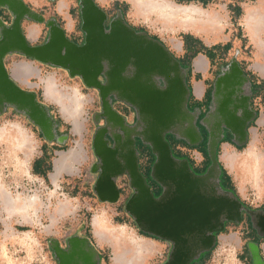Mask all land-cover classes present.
Returning <instances> with one entry per match:
<instances>
[{
  "label": "water",
  "instance_id": "95a60500",
  "mask_svg": "<svg viewBox=\"0 0 264 264\" xmlns=\"http://www.w3.org/2000/svg\"><path fill=\"white\" fill-rule=\"evenodd\" d=\"M77 2L83 43L70 41L63 28L51 19L46 22L45 41L33 46L23 33L22 21L43 23L44 18L23 0H0V8L12 16L9 25L0 19V113L5 106L13 108L25 115L45 140L63 144L67 139L57 136V124L47 106L37 101L34 92L23 90L9 74L5 58L12 54L62 69L69 77L79 78L86 88L97 90L100 115L106 122L92 140L93 153L99 160V169L96 166L91 169L92 173L99 172L93 187L97 198L103 203L118 202L120 192L116 180L127 175L133 193L124 211L140 232L172 244L164 264H190L214 246L216 234L225 229V223H241L243 213L252 214L232 193H228L230 197H206L199 189L210 179L216 180L220 189L217 148L224 138V130L230 133L235 145L248 142V126L256 117L250 108L251 94H243V87L250 85L249 80L235 58L215 78L212 106L202 119L208 133L210 165L203 175H196L188 160L173 156L165 139L167 134H172L190 146H197L203 140L194 124L184 125L188 115L184 91L188 90L185 76H180L179 61L161 41L135 31L120 14L109 20L96 0ZM100 76L105 83L100 82ZM155 81H161L163 87H157ZM111 95L135 110L133 126L128 128L125 119L113 110ZM108 127L122 132L125 140L121 142L118 135H112L114 144L109 147L105 138L111 134ZM134 137L148 145L155 157L150 177L163 189L158 198L139 170ZM263 221L262 216L259 225L262 230ZM190 237L196 241L197 250L193 255L188 252ZM49 247L57 264H97L93 261L95 251L87 239L68 238L65 251L55 240L50 241ZM248 248L252 264H264L257 244H250Z\"/></svg>",
  "mask_w": 264,
  "mask_h": 264
},
{
  "label": "rangeland",
  "instance_id": "374dc122",
  "mask_svg": "<svg viewBox=\"0 0 264 264\" xmlns=\"http://www.w3.org/2000/svg\"><path fill=\"white\" fill-rule=\"evenodd\" d=\"M67 1L70 16L76 22L74 32H70L69 39H80L82 33L80 31L78 4L76 0ZM169 1L178 5L203 9L208 15L216 16V20H212L210 23L204 21L205 26H200L198 29L194 26V28L187 27V29L179 30L175 27L165 28L159 21L154 22L150 21V19L139 18L137 8L132 3V0H96V3L107 14L109 20L120 14L126 24L134 30H142L149 37L157 38L177 60L184 61L183 37L185 35H190L199 40L206 49L222 48L228 45V48L225 47L222 51H217V49L213 51L214 58L211 60V64L214 66L215 72L212 70V77L216 78L220 70L228 65L233 58H236V61L240 62L246 69L253 68L255 64L254 54L257 50L255 45L249 41L250 38L245 34L246 32L242 26V15L247 7H258L264 12V6L260 4L261 0ZM53 5L49 3L46 8L35 10L29 7L33 12L44 18L42 23L43 35L39 39L40 43L45 40L48 33V28L45 25L46 21L55 19L58 25L61 28L63 27V24L58 20ZM64 6L63 2L58 4L59 12L62 11ZM237 7L241 8L239 17H235ZM11 17L8 10L0 8V19L6 25H9ZM24 20L25 22H30L26 19ZM71 26L72 22L67 18L65 28L70 29ZM24 29L29 39H33L38 34L37 27L33 24H25ZM200 35L206 39L210 38L211 42H206ZM259 38L264 42V29L259 34ZM195 50L193 49V51ZM200 55H203L202 52L195 57ZM192 60L193 58L188 59L190 67L186 69L189 85L193 78L192 73L195 71L194 67L191 66ZM258 60L264 61V57H260ZM5 66L9 74L23 90L34 92L37 96V101L47 106L48 112L50 111L49 115L54 117L53 119L58 125L57 136H66L67 139L63 144L58 143L56 140L49 142L40 135L39 129L31 121L27 120L23 114L13 111L7 106L2 109L0 126H18L23 129L28 137L30 136L29 138L32 141L30 156L26 160L21 155L18 156V159H22V163H25L21 167L15 164L16 158L9 157L7 148L0 143L1 183L3 188L7 186L4 195L7 196L6 193L8 192L12 199L16 197L20 200L31 198L36 202V205L34 206V211L30 212L31 214L29 213L28 221L23 223L18 218L17 220L7 216L3 210V202L0 198V257L5 256L6 259L15 264H57L49 247L50 241L55 240L63 245L65 240L71 236L84 235L89 237L90 241L100 251L104 258V264H118L114 259L117 251L119 257H125L129 261L131 259V264H164L168 259L171 245L154 237L143 236L144 233L138 230L133 219L124 211L125 200L130 194L127 177L122 176L116 180L117 187L121 189L122 194L118 202L114 204L99 201L94 192L93 187L96 178L91 169L96 157L92 149V140L97 130H95L96 126L102 124L101 118H99L101 103L97 90L86 88L79 78L69 77L67 72L62 69L38 63L18 54L8 55L5 58ZM251 76L255 78V75L251 74ZM196 80H201L200 75L196 77ZM48 82L52 83L63 95H69L77 101V109L73 117L66 118L62 114L61 107L57 101L47 97L45 90ZM244 92L247 95L251 94L250 85H247L245 90L243 89ZM250 97V108L252 111L258 112V115L257 119L255 117V120L248 126L247 144L237 146L232 141H222L217 148V158L219 159V166L221 165L225 170L223 176L220 173L222 183L231 193L235 191L236 193L232 194L236 195L235 197L242 205L250 209L252 213H256V216L260 218V216L264 217V172L259 177L258 187L252 188L249 185L240 183L236 174L223 161L226 153L233 155L243 153L254 133L257 135V148L264 150V104L260 98L253 99L252 95ZM207 102L208 99L205 103H195L191 96V105H208L210 108L212 102L210 100L208 104ZM115 107L117 109L116 112L120 113L119 115L125 119V123L132 122L133 112L129 109L131 107L122 102L115 105ZM74 128L78 132H75ZM207 139L208 136L205 140L206 153L198 150V146L204 139L197 146H190L178 138H176L177 143H173L172 140L169 141L172 144L170 147L173 151V156L176 154L184 155V158L191 162V165H189L196 171L201 172L206 165L207 168L210 165ZM236 147H241L242 149L239 150ZM138 148L140 150L141 168L142 170L147 169L155 160V157L149 146L142 143L141 140ZM75 150L79 151L78 160L69 162L65 167L61 166V161L71 154L72 151L75 152ZM36 160L41 161L37 168L41 174L33 172L32 166ZM55 175L57 176L55 177ZM61 204L69 208V211L64 215L58 216L54 222H51V216ZM95 216L100 219L104 227H107L106 229L112 232V235H122V239H125L126 242L122 243L120 241L116 243L112 241L108 233H106V237L105 235L101 237V242H97L92 235L90 227V223ZM255 219L256 217L254 216L251 218L244 216L241 223H227L225 229L221 233L216 234L214 246L209 251L202 253L200 258L194 260L195 264H225L227 256H231L232 260H236L238 264H252L246 244H257V240H262L261 243H263L264 240V231H261L262 229L255 225ZM114 226L126 228L132 238L126 237L125 233L117 230L118 228H114ZM23 233L28 234V239L24 242L25 246H21L17 242ZM135 237L137 240L139 237L143 238L150 242L152 246L147 244L145 248L138 250ZM252 239L256 242H253ZM128 257L130 258L128 259ZM0 264H7V261L0 258Z\"/></svg>",
  "mask_w": 264,
  "mask_h": 264
},
{
  "label": "bare ground",
  "instance_id": "6f19581e",
  "mask_svg": "<svg viewBox=\"0 0 264 264\" xmlns=\"http://www.w3.org/2000/svg\"><path fill=\"white\" fill-rule=\"evenodd\" d=\"M132 3L137 8V12H138L137 15L139 16V18L144 20L150 19V21H154V22L159 21L162 24V26L165 28L175 27L179 30H184L187 29V27L194 28L195 26L196 29H198V27L200 28V26H205L204 21L210 23V21L216 20V16L208 15L207 12H205L203 9H199L194 6L178 5L169 0H132ZM242 26L247 36L250 38V41L256 47L257 52L255 56L257 57V59L260 57H264V42L259 38V34H261L262 29H264L263 10L258 7L245 8L244 14L242 15ZM45 91L47 97L51 99H55L57 101L65 117L71 118L74 116V113L77 109L76 100L72 99L69 95H63L62 92H59L58 89H56L55 86L49 82L47 83ZM29 137L23 131V129L18 126H13V125L0 126V143L4 144L5 147L7 148V154L9 157L16 158L15 164L17 166L21 167L23 164L21 161L22 159L21 160L18 159L19 155H21L26 160L30 156V153L32 152V143H31L32 141L30 140ZM255 140L256 138L253 137V141L243 153L234 154V155L226 153V156H224L223 159L225 163H227L228 161L229 164L227 163V165L230 166L229 169L233 171L234 174H236L238 181H240V183L244 185H249L252 188L258 187L259 177L261 173L264 172V152L256 147ZM78 155H79L78 150H75V152L72 151L71 154H69L61 161L60 165L65 167L66 165L69 164V162L71 163V161L74 160L77 161ZM56 176L57 175H55V177ZM1 182H2V177L0 174V198L2 199L3 202V210L6 212L7 216L16 219L18 218L19 220H22L23 223L25 221H28V218L30 217L29 213L34 211V206L36 205V202L31 198L20 200L16 197L12 199V197L9 196L8 192L6 193L7 196H5L4 192L7 186L3 188L2 187L3 184ZM68 211L69 208L65 207V205L62 204L59 205V207L55 210L53 216H51L50 218L51 222H54L58 216L64 215ZM91 223L93 230L92 233L95 239L97 240V242H101V237L104 235L106 237V233H108L112 241H115L116 243L120 241L122 243L126 242L125 239H122L123 238L122 235H118V234L112 235V232L109 229H106L107 227H104V224L101 223L100 219L97 216H95L94 219H92ZM116 227L117 226H114V228ZM114 228L112 229L114 230ZM117 230L125 233L126 237L132 238L131 234L128 231H126V228L119 227ZM26 239H28V234L23 233L22 237L20 238V240L18 239L17 242L21 246L22 245L25 246L24 242ZM147 242L148 241L139 237L136 243L138 247L137 249L142 250L143 248L146 247L147 244L152 246L150 242L148 243ZM117 252H115V258H114L116 263L131 264L132 262L131 259L130 262L129 260H126L125 257L124 258L122 256L119 257V254ZM0 258L5 259L7 261V264H15L9 261L8 259H6L5 256ZM129 258L130 257H128V259ZM225 264H238V263L236 262V260H232L231 256H227L225 260Z\"/></svg>",
  "mask_w": 264,
  "mask_h": 264
},
{
  "label": "flooded vegetation",
  "instance_id": "af4514ba",
  "mask_svg": "<svg viewBox=\"0 0 264 264\" xmlns=\"http://www.w3.org/2000/svg\"><path fill=\"white\" fill-rule=\"evenodd\" d=\"M11 21H12V17H11ZM11 21H9V23L8 24H10L11 23ZM47 22V21H46ZM46 22H45V25H46ZM47 37V36H46ZM46 39V38H45ZM69 39V38H68ZM83 39H84V36H83V34H82V36H80V39H74V40H72V39H69L70 41H72V42H74V43H76V44H78V45H80V44H82L83 43ZM45 41V40H44ZM43 41V42H44ZM42 42V43H43ZM41 43V44H42ZM180 63V62H179ZM180 66H181V73H180V76H181V78L182 77H184L185 76V84H186V87H187V90L188 91H184L185 93H184V99H187V101H186V108H187V110H188V115L186 116V118H185V126H187V125H190V124H194L195 126H196V128H197V130H198V132L202 135V137H203V139H205L207 136H208V133H207V129H206V127L202 124V119L205 117V115H206V113L209 111L208 109H209V107H208V105H191L192 103H191V88H190V85H189V82L187 81V73L185 74V70L187 69L186 67H184L182 64H180ZM99 80H100V82L101 83H105V79H104V77L103 76H100L99 77ZM155 84H156V86L157 87H163V83L161 82V81H155ZM212 92H213V85H212V88H211V91H210V94H209V100L210 101H212ZM36 99H37V97H36ZM109 100L111 101V103H112V108L115 110V111H117V109H116V107H115V105H117V104H120L121 102H119L117 99H116V97L114 96V95H111L110 97H109ZM205 103V102H204ZM201 104V103H200ZM129 108V107H128ZM13 111H15L13 108H11ZM130 110H132V112H133V120H132V122L131 123H126V126H128V128L129 127H131V126H133L134 124H135V121H136V112H135V110L134 109H132V108H129ZM50 112V111H49ZM120 114V113H119ZM25 116V115H24ZM52 116V115H51ZM26 117V116H25ZM53 117V116H52ZM27 118V117H26ZM54 118V117H53ZM99 118H101V122H102V124L101 125H97L96 126V128H95V130L97 129V130H101V129H103L105 126H106V122H105V119L103 118V117H101V115H99ZM27 120H28V118H27ZM55 123H56V121H55ZM57 124V123H56ZM56 130H57V132H58V125L56 126ZM96 130V131H97ZM107 130H108V132L109 133H111V134H107L106 135V139L109 141L108 142V146L109 147H112L113 146V144H114V142H113V140H112V135L113 136H115V135H118L119 136V140L121 141V142H123L124 140H125V137H124V135H123V133L122 132H120V131H117L116 132V130L115 129H110L109 127L107 128ZM40 135H42L41 133H40ZM167 135H172V134H167ZM228 135H230V133L227 131V130H224V138H223V140L225 139V137L226 136H228ZM172 136H174L175 138H177L175 135H172ZM231 136V135H230ZM131 138H132V136H131ZM134 140H135V148H136V150H137V154H138V165H139V170H140V172H141V174L143 175V177L145 178V180H146V183H147V185L150 187V189H151V192L153 193V195H154V197L155 198H158L159 196H160V194L162 193V187L160 186V185H158L155 181H153V179L150 177V173H151V168H152V165H153V163H154V161L151 163V165L150 166H148L147 167V169H144V170H142V168H141V162H140V150H139V148H138V144H139V142H140V139H138V138H135L134 137ZM222 140V141H223ZM183 141V140H182ZM173 152V151H172ZM93 166H96V168L97 169H99V160L96 158V161H95V163L92 165V167ZM191 167V169H192V171L195 173V174H197V175H203L204 173H205V171H203V172H200V171H196L192 166H190ZM94 175H95V178H96V180H97V177H98V175H99V172H96V173H94ZM122 177V176H121ZM123 177H127V179H128V176L127 175H123ZM218 184H219V187H220V189H218L217 188V186H216V180H213V179H210L207 183H206V185L204 186V187H200L199 189H200V194L201 195H203V196H210V197H215V198H218V197H230L231 195H229L228 193H231L226 187H225V185L222 183V181H221V176H219V180H218ZM128 186H129V188H130V194H129V196L126 198V200H125V203L127 202V200L129 199V197L132 195V193H133V191H132V189H131V187H130V185H129V179H128ZM119 191H120V196H121V194H122V191H121V189H119ZM125 203H124V206H125ZM244 206V205H243ZM244 216H247L246 214H242V218L244 217ZM256 217V218H258L259 219V217H257L256 216V213H252L250 216H247V217H249V218H251V217ZM260 223V222H259ZM226 224L227 223H225V226H226ZM261 231H264V228H263V230H261ZM77 237H79V238H83V239H87L88 240V243H89V245L91 246V248L95 251L93 254V261L94 262H96L97 264H104L103 263V261H104V258H103V256H102V254L100 253V251L97 249V247L92 243V241H90V239H89V237H86V236H82V235H76ZM71 237H75V235L74 236H71ZM71 237H69V238H71ZM68 239V238H67ZM67 239L65 240V242H64V244L62 245V244H60L59 242V246H60V248L62 249V250H66L67 249ZM195 239L194 238H189L188 239V247H189V253H190V255H193L194 253H195V251L197 250L196 249V247H194V244H195ZM167 243H169V242H167ZM170 245H171V249H172V244L171 243H169ZM171 249H170V252H171ZM247 249H248V253H249V256H250V252H249V248H248V246H247ZM85 250V252H90L88 249H84ZM170 254V253H169ZM202 255V254H201ZM200 255V256H201ZM200 256L198 257V258H200ZM169 257V256H168ZM197 258V259H198ZM194 260H196V259H194ZM194 260L192 261V262H194ZM250 260H251V263H252V259H251V257H250ZM191 262V263H192ZM190 263V264H191Z\"/></svg>",
  "mask_w": 264,
  "mask_h": 264
},
{
  "label": "crops",
  "instance_id": "0c3cea01",
  "mask_svg": "<svg viewBox=\"0 0 264 264\" xmlns=\"http://www.w3.org/2000/svg\"><path fill=\"white\" fill-rule=\"evenodd\" d=\"M23 2L28 7L32 8L34 10L35 9L46 8L47 6H49V3L54 4L53 5L54 6V11H55V13L58 16V20H60V22L63 24L62 28L65 31V34H66L67 38L70 37V32H74V29H75V26H76V22L70 16L69 9H68V1L67 0H56L55 2H50L48 0H33V1L32 0H23ZM60 2H63L65 6L62 8V11L59 12L58 4ZM76 2H77V0H76ZM77 4H78V2H77ZM260 4L264 6V0H261ZM67 18H69L71 20V22H72V26L70 27V29L65 28V24H66V19ZM28 23L29 24H33L34 26H36L37 30H38V34L33 39H29L28 36L25 33L24 27H25V24H28ZM21 27H22V30H23V33H24L26 39L29 41V43L31 45L37 46V45L41 44L39 42V39L42 38V35H43L42 34L43 33V31H42L43 30L42 23H35V22H31V21L30 22H25V20H24L22 22V24H21ZM200 36L202 37V35H200ZM202 38H204L205 41L208 42V43L211 42L210 38H207V39L205 37H202ZM255 54H256V51H255ZM255 54H254V62H255V64L253 65L252 69H246L245 67H243L241 65L240 62H238V63H239L240 68L244 72V74L247 75L246 76L247 78L249 77L248 74H250V72H251V74L255 75V79L257 81L264 83V61H259L256 58ZM191 66L194 67V69H195V71L192 73L193 74V78H192V80L190 82L191 96H192L193 101L195 103L196 102H198V103L199 102L200 103L201 102H205L208 99V97H209L213 82L215 80V77H212V75H211L212 70H214V72H215L214 66H212L211 60H209L205 55H200L198 57L193 58V60L191 61ZM26 70H27V68H26ZM198 75H200L201 80L197 81L196 77ZM246 86L247 85H245L243 87L244 90H245ZM243 94L247 95L246 92H244ZM66 118H68V117H66ZM74 131L78 132V130L76 128H74ZM254 135H255V138H256L255 145H257L256 144L257 143V135L255 133H254ZM253 136L250 139L249 144L247 145V148L251 144V142L253 141ZM262 151L264 152V150H262ZM227 163H228V161H227ZM260 218H261V216H260ZM260 218L259 219L258 218L255 219V225L258 228H260V226H259L260 225V223H259L260 222ZM263 223H264V221H263ZM90 227H91V230H92V223H90ZM91 232H93V230ZM92 235H93V233H92ZM252 241H253V239H252ZM252 241H250V242H252ZM257 241H258L257 244H258V247H259L260 256L264 260V240H263V243H261L262 240L261 241L257 240ZM253 242H256V241H253ZM248 244L250 245L251 243H248ZM248 244H246V247H247Z\"/></svg>",
  "mask_w": 264,
  "mask_h": 264
},
{
  "label": "trees",
  "instance_id": "16d2710c",
  "mask_svg": "<svg viewBox=\"0 0 264 264\" xmlns=\"http://www.w3.org/2000/svg\"><path fill=\"white\" fill-rule=\"evenodd\" d=\"M241 8L240 7H237L236 8V13H235V17H239L241 14ZM137 32H144L142 30H139V29H135ZM151 37V36H150ZM152 39L154 40H158L157 38L155 37H151ZM183 47H184V57H183V60L184 61H181V60H178L180 62V64H182L184 67L186 68H189L190 67V62L188 61V59H192L194 58L197 54H199L200 52H202L203 55H205L209 60H212L214 58V55H213V51L217 49V51H222L223 48H228V45H225L223 46L222 48H212V49H206L199 40L193 38L192 36L190 35H185L183 37ZM193 49H196L195 51H193ZM247 76V75H246ZM248 80L250 82V89H251V95H252V98L255 99V98H260L261 101L263 102L264 104V83L263 82H259L257 81L253 76H251L250 74H248ZM209 103V98H208V102L207 104ZM256 113V119H257V115H258V112H255ZM251 125V124H250ZM249 125V126H250ZM166 140L170 143V146H172L171 144V141L169 140H172L173 143H177V140L174 136L172 135H166ZM231 136L228 135L225 137V139L223 140L224 141H228V142H231ZM206 138L204 139V141L198 146L199 147V152L200 151H203L206 153ZM237 149H242L241 147H236ZM175 158L177 159H185L184 155H179V154H176L174 155ZM189 161V160H188ZM41 161L40 160H36L34 161L33 163V172L34 173H38V174H41L37 168L38 166L40 165ZM189 164L191 165V162L189 161ZM207 168V165L206 167H204V169L201 171H205V169ZM220 168H221V176H223L225 174V170L223 169V167L220 165ZM233 194H235L236 192L233 191L232 192ZM236 196V195H235ZM142 234V233H141ZM143 236H147V237H150L148 235H145L143 234ZM150 238H153V237H150ZM191 264H195V261L192 262Z\"/></svg>",
  "mask_w": 264,
  "mask_h": 264
}]
</instances>
